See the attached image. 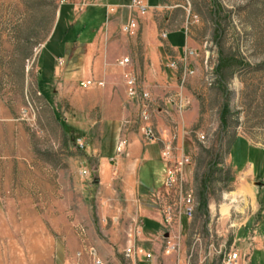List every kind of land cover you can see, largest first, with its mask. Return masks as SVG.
<instances>
[{"label": "rangeland", "instance_id": "1", "mask_svg": "<svg viewBox=\"0 0 264 264\" xmlns=\"http://www.w3.org/2000/svg\"><path fill=\"white\" fill-rule=\"evenodd\" d=\"M117 1L124 0H0V89L15 118L24 119L27 136L22 145L17 143L22 155L17 154L13 159L14 171L2 169L0 172V195L7 196L14 184L17 196L25 197L24 202L22 199L8 204L1 200L0 211L18 215L25 212L33 224L46 210L57 213L62 216L63 226L72 227L79 235L78 255L87 253L92 259L89 247H97L88 240V213L95 217L99 230L102 212L116 210L111 201L118 200L120 208L133 206L134 218L125 221L123 230L115 229L117 235L123 236L116 244L122 249L121 255L106 264H129L124 250L132 243L130 240L143 247L146 242L155 247L149 251L153 257L148 264H264V0H158L157 7L138 18L136 34L122 30L126 21L115 32L114 52L121 59L130 57V62L123 65L118 59L103 61L104 67L114 70L128 68L129 71L132 67L129 73L139 75L143 85L147 70L163 65L160 53V45L165 40L163 33L181 26L201 43L202 53L206 55L201 86L195 92L200 102V118L191 127L183 128L184 142L179 151L180 155L185 153L191 157L192 164L185 165L184 171L198 205L193 218L183 217L177 223L175 229L181 249L173 254L165 253L167 233L156 240V245L144 234L129 237L130 229L145 217L134 203L142 196L137 186L125 190L119 177L118 171L130 155L132 140L127 131L130 121L112 120L120 111L121 103L104 94L105 80L88 78L96 83L87 87L81 86L77 79L57 81L53 89L60 92V104L64 105L60 112L61 107L49 99L51 90L49 97H45L40 87L42 69L49 74L55 67L64 70L73 67L68 65L69 60L63 59L67 45L56 44L51 39L57 35L61 6L65 3L71 6L68 19L75 21L91 3ZM111 6L116 10L110 11ZM109 7L108 17L121 6ZM131 15L135 13L131 11ZM70 33L74 39L77 30L72 29ZM175 62L172 68H177ZM221 63H225L226 77L217 71ZM210 71L215 76L213 85L208 84ZM125 80L127 97L139 108L134 119L142 132L140 105L129 97L127 76ZM99 81L104 84L100 85ZM112 96H117L116 91ZM189 104L183 110L177 106L178 110L185 111ZM162 110L169 113L166 108L158 109L157 114ZM65 117L71 122H65ZM201 133L207 136L203 141L198 138ZM122 134L129 142L125 152L118 155L116 145ZM238 136L246 137L252 146L240 138L230 153L229 141ZM5 159L0 156L2 167ZM108 160L113 175H117L112 189L94 184L95 177L101 178V163ZM248 160L254 164L250 177H247L248 171L242 174L234 167L236 164L244 168ZM165 164L166 167L156 163L149 166V180L145 184L150 187L163 184L154 191L162 192L166 188ZM83 169H88L90 175H84ZM135 178L137 183V173ZM204 187L203 201L200 193ZM103 199L105 202H100ZM140 203L143 210L147 209L145 213H158L162 218V205L154 202L152 196L148 201L141 198ZM119 222L123 226L124 221ZM111 226L109 220L108 228ZM98 233L101 237L107 234L104 238L108 241L115 239L108 230ZM235 252L238 258L229 262L230 254Z\"/></svg>", "mask_w": 264, "mask_h": 264}, {"label": "crops", "instance_id": "2", "mask_svg": "<svg viewBox=\"0 0 264 264\" xmlns=\"http://www.w3.org/2000/svg\"><path fill=\"white\" fill-rule=\"evenodd\" d=\"M128 3H130V0L117 1L111 4L110 2L91 3L81 13L80 19H75V21L68 19L69 11L65 8L67 4L63 3L62 30L72 25L73 29L77 30V35H75L74 39L69 36L65 38L62 35L63 33L60 32L53 41L56 44L67 45L63 53V59L69 60L68 65L73 67L69 70L55 67V70L49 72V74L44 73L42 69L40 87L45 97H49L48 92L51 90L49 99L51 103L61 107L58 109L60 112L63 111L64 105L63 103L60 104V92L57 89H53L57 81L63 79L65 82H70L77 79L80 83L88 78H95L96 81L105 80L104 94L116 100V102L120 100L121 103L120 111L112 117V120L115 123L130 121V126L127 130L132 140L130 155L127 158V162L122 165V169L118 171V173L120 172L119 177L121 176L122 178L125 190H129L132 185L137 186L139 196H142V200L148 201L151 200L152 191L163 186L162 182L159 185H153V187L145 184L149 180V166L151 163L164 164L166 167L161 157L163 142L162 140L155 143L145 142L140 128L137 127L138 121L134 118L137 117L136 113H138L139 108L135 102L128 99L126 94L125 76L131 72L130 69L132 67L128 71V68L114 70L112 67H104L103 65L105 60L121 59V55L114 52V47L116 46L115 32L118 26L122 25L131 16V11L127 6ZM147 3L150 8L159 5L158 0H147ZM110 5H120L121 7L116 13L108 17L107 13ZM78 21L80 23L77 24ZM88 30H90L89 34L85 35V31ZM103 33L104 35L102 36ZM164 39L160 45L162 46L161 57L164 59L163 65L160 68L156 67L155 69L147 70V80H144L142 85L151 91L158 109L167 108L169 111V113H165L164 110L158 112L154 119V124L163 137L169 135L168 133L174 122L179 123L182 128H186L191 127L199 120L201 114L200 102L195 92L201 86L204 59L206 57L202 53L201 43L196 41L193 36H189L183 26L168 30V35ZM70 45H72L71 49ZM127 48H124V51H127ZM189 50H195L196 55H190L188 53ZM174 60L178 63L177 68L169 66V63ZM44 62L45 60L43 59V66ZM190 70H194L195 73L189 75L187 82L182 85V75ZM135 75L137 74L135 73ZM114 91L117 93L115 98L112 96ZM179 95L186 100L184 101L187 104L186 106L190 103L189 107L183 112L178 110L176 103ZM92 106L94 107L95 103L91 104L90 107ZM65 121L69 122L70 118L65 117ZM183 133L180 132L177 140L179 149L184 142ZM26 138L24 119L15 118L14 111L10 108L0 89V156L6 158L3 167L0 162V172L2 169L9 173L14 171L13 159L17 154L22 155L17 143L22 145V141H26ZM240 138L251 145L246 137L238 136L231 147V153L235 143ZM234 167L237 172L242 174L248 171L247 177L254 173V164L250 160H248L244 168L240 169L236 164H234ZM99 171L101 178L98 184L100 186L103 185L106 189H112L117 183L114 180L117 175H113L110 161L101 163ZM103 172H105L104 177H102ZM136 173L138 175L137 183ZM12 187L14 188L11 191L8 190L7 196L0 195V202L2 200L11 204L21 202L22 199L24 202L25 197L17 196L14 184ZM9 188L11 186H8ZM141 198L136 199L134 203L136 206L138 205L141 215L144 214L145 216L140 219L143 222V234L154 242L152 245H156L158 243L156 240L163 235L162 218L158 213H145L147 209L143 210V204L140 203ZM111 199L113 200V198ZM29 201H31V198H29ZM108 201H110L109 198H107L106 202ZM100 202L104 203L105 200L103 199ZM111 203L115 205L116 210L112 209L108 213L107 211L102 212L99 220L101 226L99 230L96 228L95 217L88 213L87 218L89 225L88 240L97 247L100 256L105 261L118 260V255H121L122 249H119L118 246L116 247V244L119 242L120 237L123 236L117 235V231L116 233L114 231L115 229L123 230L125 221L133 217V212L131 211L133 206L130 207L131 205H129L124 209L119 207L118 200L111 201ZM17 219L23 221L17 222ZM36 219L38 222L33 224L29 215L25 212L18 215L14 212L0 211V264H92V259L87 253H83L81 256L78 255L81 250L79 235L72 227L65 228L63 226V222H61L62 216L59 217L57 213L46 210L45 213L36 217ZM109 220L112 223L110 228H108ZM120 220L124 221L123 226H120ZM102 230L112 232L114 234L113 237H115L114 241L105 239L104 237H107V234H103L104 237H101L98 231L102 232ZM143 245L148 251L155 250V247H150L148 242ZM143 260L142 264L149 263L148 260Z\"/></svg>", "mask_w": 264, "mask_h": 264}, {"label": "built area", "instance_id": "3", "mask_svg": "<svg viewBox=\"0 0 264 264\" xmlns=\"http://www.w3.org/2000/svg\"><path fill=\"white\" fill-rule=\"evenodd\" d=\"M128 8L135 13L131 15L126 23L122 26V30L127 33L134 35L137 33L139 28L140 16H144L149 12L150 6L147 3V0H130V3L127 5ZM110 11L116 10L114 6L109 7ZM167 32L163 33V37H167ZM191 55L195 54L194 50H189ZM120 64L126 65L130 62L129 57H125L119 60ZM176 62L173 61L171 66L174 67ZM208 78V84L213 85L215 82L214 74H211ZM191 72H185L182 75L181 82L182 85L185 84L188 76ZM96 83L91 79L83 80L80 82V85L87 87ZM100 85L104 84V81L98 82ZM127 93L130 98L136 99L140 105L141 111V121H142V133L144 141L147 143H155L159 140H162L163 147L161 149V157L167 163V173H166V188L164 191H154L152 194L154 202L162 205L161 216L163 224V234L168 236L166 242L165 253L173 254L178 253L181 249V242L179 240V233L176 231L175 227L179 220L183 217L189 219L193 218L197 210V198L195 192L192 188L188 187L186 181V174L184 171L185 165L192 164L191 157L183 153L179 154V147L177 145V140L180 136V132H185V130L180 126L179 123H174L171 126L169 135L163 137L159 132L155 124L153 123L154 117L157 115L158 108L155 106L152 99L151 92L142 86L141 81L138 76L132 73L127 74ZM179 109L183 110L187 105L186 100L183 97L177 100ZM199 140L203 141L207 138L204 133L199 134ZM129 139L125 134L120 135V138L116 145V152L118 155H121L125 152ZM83 174L89 176L90 171L88 169H83ZM143 234V222L137 223V225L130 229L129 237L130 239L135 235ZM132 243L128 245L124 250V255L130 260L129 264H138V262L146 259L148 261L153 257L152 252L147 251L143 246L135 244L134 241L130 240ZM90 255L92 256V264H106V261L103 260L97 249L95 247H89ZM238 258V253L235 252L230 254L229 262ZM230 264V263H228Z\"/></svg>", "mask_w": 264, "mask_h": 264}, {"label": "trees", "instance_id": "4", "mask_svg": "<svg viewBox=\"0 0 264 264\" xmlns=\"http://www.w3.org/2000/svg\"><path fill=\"white\" fill-rule=\"evenodd\" d=\"M65 8H67V9L70 10L71 6L67 5ZM63 9H64V5L61 6V16H60V19H59V22H58V25H57V28H56V29H57V35H58L60 32H62V33H63L62 35H64L65 38H66L67 36H69V37L71 38L72 35H71L70 32H71V30L73 29L72 25H71L69 28H64V29L62 30L61 19H62V15H63ZM57 35H56V34L53 35V37H52L51 39L54 40V39L57 37ZM224 66H225V63H221V65H219L217 71H219L223 77H226V72H225V70H224ZM44 67H46V61L44 62ZM52 72H53V71H52ZM224 110H225V109H224ZM65 122H66V121H65ZM67 123H68V122H67ZM235 139H236V138H232V139L229 141V144L231 145V147H232L233 143L235 142ZM230 153H231V149H230ZM99 181H100L99 177H95V178H94V184H98ZM205 187H206V186H205ZM205 187L203 188V192L201 191V193H200L201 200H203V201H204V199H205Z\"/></svg>", "mask_w": 264, "mask_h": 264}]
</instances>
